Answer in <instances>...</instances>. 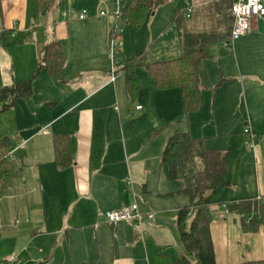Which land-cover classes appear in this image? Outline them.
Segmentation results:
<instances>
[{
    "label": "crops",
    "instance_id": "obj_1",
    "mask_svg": "<svg viewBox=\"0 0 264 264\" xmlns=\"http://www.w3.org/2000/svg\"><path fill=\"white\" fill-rule=\"evenodd\" d=\"M187 2L192 12L208 6L224 12L223 2L232 0H166L140 26L118 13L124 0H56L46 12L35 0H0V89L25 82L31 88L0 112L10 173L0 188V263L13 257L11 264H178L184 248L177 214L189 198L182 180L169 178L162 154L167 140L182 133L205 150L229 152L228 185L205 197L215 263L264 260L263 227L245 231L241 216L224 208L264 202V16L252 18L230 47L207 45L200 104L186 113L180 89L158 88L146 64L182 54L174 19ZM82 10L88 17L80 20ZM190 18L185 14V23ZM112 39L117 48L110 55ZM53 42L62 65L36 72ZM140 54L144 61L133 69L138 87L129 94L123 67ZM58 136L70 154L62 169L54 155ZM132 203L154 219L107 221V213Z\"/></svg>",
    "mask_w": 264,
    "mask_h": 264
},
{
    "label": "trees",
    "instance_id": "obj_2",
    "mask_svg": "<svg viewBox=\"0 0 264 264\" xmlns=\"http://www.w3.org/2000/svg\"><path fill=\"white\" fill-rule=\"evenodd\" d=\"M166 0H124L120 15L124 21L140 26L149 12ZM41 12L49 11L56 0H35ZM230 3L223 2V11L212 7L201 8L191 13L190 23H185L186 10L177 14L175 25L180 29L182 54L175 59L146 64L158 88L178 87L186 113L196 111L200 104L201 83L200 65L206 57V47L211 43L228 41L231 35L233 18ZM212 9V10H211ZM188 22V21H187ZM184 25H189L184 27ZM62 51L58 42L50 43L42 50V67L55 72L62 65ZM144 61L142 54L125 62L123 71L129 94L138 87L133 69ZM31 93L29 82L10 88L0 89V112L9 105L11 98L28 97ZM54 155L57 166L62 169L70 164L68 143L63 137L54 138ZM229 152L205 150L201 143L182 133L170 137L163 150L162 161L167 164L169 178L182 180L181 192L189 198V205L180 208L177 214V226L184 253L180 254L178 264H216L209 226L212 214L205 203V197L218 188L228 185L225 175ZM197 163L200 164L197 167ZM9 162L3 156V144L0 143V188L4 189L9 179ZM227 211L241 216L245 231L254 232L260 226L264 230V202L255 200H237L226 204ZM187 221L189 225L187 227ZM186 253L192 255L189 260ZM39 262L37 264H45ZM253 264H264V260Z\"/></svg>",
    "mask_w": 264,
    "mask_h": 264
},
{
    "label": "built area",
    "instance_id": "obj_3",
    "mask_svg": "<svg viewBox=\"0 0 264 264\" xmlns=\"http://www.w3.org/2000/svg\"><path fill=\"white\" fill-rule=\"evenodd\" d=\"M120 0H118L119 4ZM185 10L187 17L190 16L192 12V7L190 3L185 4ZM120 11V10H119ZM119 13V12H118ZM230 13L233 18V26L231 32V39L229 42H224V47H230L231 42L247 33L250 27V21L254 17H263L264 16V5L261 0H232L230 5ZM104 13L102 12L101 15ZM88 17L87 10H82L78 18L83 20ZM117 48L116 40L112 39L109 44L110 55L113 54L115 49ZM111 81L114 80V75L112 71V75L110 78ZM136 110H140L141 106L135 107ZM243 133L248 135L249 143L248 148H252L254 146V134L250 126H245ZM259 200V199H258ZM227 212V207L224 205ZM147 218L149 220L154 219L153 213L141 214L138 210L137 204L132 203L129 207L121 208L115 212H109L106 214V219L110 223L120 222V221H135L139 222L142 218ZM14 261L13 257L7 258L4 262L0 264H11Z\"/></svg>",
    "mask_w": 264,
    "mask_h": 264
}]
</instances>
